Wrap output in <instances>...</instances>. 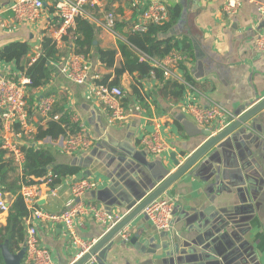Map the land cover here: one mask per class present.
<instances>
[{"label":"crops","instance_id":"1","mask_svg":"<svg viewBox=\"0 0 264 264\" xmlns=\"http://www.w3.org/2000/svg\"><path fill=\"white\" fill-rule=\"evenodd\" d=\"M13 1L0 0V9ZM152 1L167 5L172 22L159 39L177 40L191 54L184 69L175 70L190 87L185 85L183 98L175 101L162 93L163 87L155 77L125 73L119 85L124 91L120 104L125 117L115 120L112 109L96 98L99 86L95 81L108 77L109 83L115 80V70L124 62L119 43L136 30ZM43 2L36 22L17 23L8 14L0 25V78H23L20 68L41 57L44 39L56 40L61 23L58 0ZM224 4L225 0H99L93 8L98 20L103 22L109 12H114L119 29L115 35L97 26L89 56H79L89 75L81 85L63 72L75 55L68 48L74 37H63L57 44L60 60L49 65L50 81L32 92L37 101L54 97L61 113H70L71 121L80 125V135L93 144L76 154L64 149V137L36 144L53 153L56 165L80 169L78 174L62 179L54 193L51 186L36 180L42 193L38 210L50 215L66 211L73 184L86 179L96 183V189L84 196L86 203L124 216L135 207L145 186L152 187L147 177L151 170L159 173V165L173 172L172 154L183 162L206 141L202 131L212 128L196 124L188 104L201 108L218 105L235 116L237 110L248 109L264 98V54L254 43L264 32L258 11L264 0H244L235 16L224 12ZM17 43L27 45L28 54L20 61L3 59L1 53ZM100 51L117 52L113 67L101 61ZM151 61L155 66L161 59ZM41 120L36 111L30 117L36 132L38 126L48 123ZM1 132L0 120V146ZM153 133L169 146L161 155L149 154L141 143L145 135ZM230 138L232 141L222 149H213L212 157H206L197 174H188L164 195L177 201L173 230L169 234L157 231L143 213L124 230L131 235L128 242L122 234L115 239L107 264H264V111ZM14 140L26 145L19 134ZM7 158L11 157L7 154ZM4 193L11 205L14 198ZM8 217L9 211L0 212V228L7 226ZM75 223L77 234L87 242L98 241L107 232L103 224L88 218ZM35 225L41 246L50 250L55 264H72L82 256L65 223L35 220Z\"/></svg>","mask_w":264,"mask_h":264},{"label":"built area","instance_id":"2","mask_svg":"<svg viewBox=\"0 0 264 264\" xmlns=\"http://www.w3.org/2000/svg\"><path fill=\"white\" fill-rule=\"evenodd\" d=\"M244 0H225L224 12L227 15L235 16L243 6ZM99 0H58L56 9L60 17V29L56 35L57 44L68 35L69 32L76 29L77 18L88 17L97 26L103 27L107 31L116 35L115 23L116 16L114 13H108L103 22L91 17L88 9H93ZM44 9L43 0H14L12 3L0 9V25L4 22V18L11 14L12 18L17 23H34L36 22ZM261 20L264 21V4L258 8ZM169 11L165 3L161 1H152L144 11L142 21L136 26L137 31H146L151 24H163L168 20ZM255 48L257 51L264 54V32H261L255 38ZM149 57L142 55V59ZM188 59L186 56L179 53H172L164 59V61L155 65L157 68L165 70L167 76L180 83L190 87V85L180 79L176 73V67ZM63 72L67 77L76 84H85L88 81L89 75L86 66L83 63V58L73 55L69 64L65 66ZM31 85V80L24 76L18 81L10 78H0V120L2 122V149L6 150L8 155L13 159L14 164L21 170L25 164V155L21 149V145L14 140V126L18 124L22 131L20 135L25 139L26 144L34 143L35 128L30 121V115L27 109L28 90ZM96 98L103 104L107 105L113 111L115 120L125 117L124 110L120 104V100L124 97V91L119 87H98L96 89ZM56 100L52 96H47L40 100L35 111L42 118V123L51 119L50 114L53 110ZM188 112L194 119L195 123L203 128H212L216 132H220L229 126L237 118L230 115L225 109L218 105H213L208 108H201L194 104H188ZM54 120H59L60 115L54 116ZM145 150L152 155H161L169 146L166 141L158 134L145 135L141 140ZM91 140L85 137L69 136L67 138L64 149L69 154L83 152L92 146ZM43 183L51 186L53 176L40 180L39 184ZM52 188V187H51ZM96 189V183L91 180H79L72 186V200L68 204L66 211L57 215L44 213L36 208L40 198V185L34 184L24 186L20 192L26 205L31 211V217L26 221L27 235L24 246L26 247V255L22 264H55L53 262L51 252L40 244L37 225L35 220H49L52 222L65 223L67 232L72 240V243L79 247L80 255L86 253L92 248L97 241H84L77 234L75 221L79 218H88L103 224L106 231H109L115 226L124 216H114L105 211L103 208H98L94 205H89L83 198L86 194ZM52 192L56 188H52ZM10 208V203L3 191H0V212H7ZM177 201L173 198H160L149 205L144 211V215L152 222L155 229L161 233H168L173 230L175 213L177 210ZM122 237L125 241L130 240V234L123 231ZM88 264H96V260L92 259Z\"/></svg>","mask_w":264,"mask_h":264},{"label":"trees","instance_id":"3","mask_svg":"<svg viewBox=\"0 0 264 264\" xmlns=\"http://www.w3.org/2000/svg\"><path fill=\"white\" fill-rule=\"evenodd\" d=\"M89 15L98 20L93 9L87 10ZM114 13V12H109ZM115 14V13H114ZM116 16V14H115ZM117 21V20H116ZM169 20L163 24H151L146 31H137L126 35V41L119 43V50L122 53L124 62L117 67L116 78L109 83V77L104 80H96L99 87H119L120 80L125 73L137 75L139 78L155 77L162 85V93L171 95L175 101H180L186 91L184 84L177 80L169 78L162 68H157L151 64L155 57L164 61L172 53H179L191 59L188 48L181 42L174 39L162 40L159 35L165 34L171 27ZM118 23H115V32H118ZM97 25L88 17H79L76 22V29L69 32L74 40L68 44L69 50H72L76 56L88 57L93 49V41L96 37ZM65 37V41H67ZM29 52V47L25 44H13L7 47L1 57L5 60L20 61ZM116 51H100L101 61L114 66ZM61 53L55 40L45 38L43 42V52L41 57L27 68H20L26 77L31 80L30 92L27 96V109L30 117L34 114L37 104L36 97L32 91L41 90L51 79V62L60 60ZM142 55L149 57L142 59ZM180 63L176 69H184V64ZM12 79V78H10ZM17 81L15 79H12ZM134 91L139 94L137 88ZM60 115L59 120L53 117ZM46 126H38L35 133L34 143L26 144L21 147L25 155V164L21 170L17 168L11 158H7V151L0 146V191L10 194L14 200L9 208L8 224L0 228V246L9 241V248L12 253H17L25 244L27 235L26 221L31 217V211L26 205L20 192L24 186L37 184L36 180L53 176L51 187L61 183L62 179L79 173L80 169L64 165H56L55 157L50 150L46 148H37L36 144L47 138L57 140L60 137L78 136L82 134L80 125L71 121V114L61 113L56 105L50 114ZM42 123V120H41ZM16 134L21 135L20 126H14ZM51 168V170L49 169ZM0 264H4L0 249Z\"/></svg>","mask_w":264,"mask_h":264},{"label":"water","instance_id":"4","mask_svg":"<svg viewBox=\"0 0 264 264\" xmlns=\"http://www.w3.org/2000/svg\"><path fill=\"white\" fill-rule=\"evenodd\" d=\"M262 111H264V98L248 109L241 108L240 110H237L235 114L237 118L235 121L222 131L214 132L213 129L203 130L202 135L207 138L206 141L183 162L177 159L176 154H172L171 160L176 167L173 172L170 173L168 169H164L163 166L159 165V173L151 170L147 177L152 183V187L145 186L144 191H142L136 198L138 202L135 207L132 208L115 226L107 231L92 248L72 264H88L92 259L96 260V264H107V256L114 245L115 239L126 228H128L138 216L142 215L149 205L164 197L171 187L188 174H197V172L204 167L203 165L206 162V157H212L213 149L216 147L217 150L222 149L227 142L232 141V138L230 137L236 131L242 126L247 125L252 118ZM49 169L51 170V168ZM163 247L164 249H167V246L164 245ZM0 249L4 264L23 263L26 255L25 246H23L17 253H12L9 248V241H6L0 246Z\"/></svg>","mask_w":264,"mask_h":264}]
</instances>
